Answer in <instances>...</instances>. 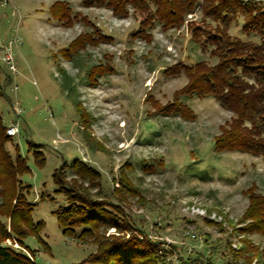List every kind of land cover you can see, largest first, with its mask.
I'll return each instance as SVG.
<instances>
[{
	"label": "rangeland",
	"instance_id": "obj_1",
	"mask_svg": "<svg viewBox=\"0 0 264 264\" xmlns=\"http://www.w3.org/2000/svg\"><path fill=\"white\" fill-rule=\"evenodd\" d=\"M83 1L0 0V93L10 98L0 96V115L8 128L18 123L15 143L7 148L13 154L17 146L31 168L21 177V198L13 199L12 205H31L33 219L44 222L38 237L24 218L17 219V237L10 231L12 219L0 187V219L12 234L3 244L38 264H95L92 254L110 246L101 245V239L133 237L151 240L160 256H175L181 249L184 258L201 252L211 264H228L220 256L211 257L204 248L206 239L230 257L244 250L251 264H263L264 234L251 226L264 218V207L256 217L249 214L256 201L264 199V159L228 149L223 142L215 145L232 130L236 114L213 98L184 95L181 100L194 118L156 110V104L171 103L188 82L182 73L166 74L167 68L218 62L210 54L212 48H202L205 36L194 38L187 25L168 31L156 25L147 31L149 38L136 37L141 17L132 10L130 17L118 18L108 8H88ZM246 1L264 5V0ZM65 10L73 18L66 25L57 20ZM201 19V11L189 16L206 30ZM243 25L239 17L230 35L257 40L242 31ZM89 34L95 43L86 41L77 54L65 55L73 42ZM100 34L112 40L99 39ZM98 65L107 72L94 82L89 70ZM5 75L12 80L6 81ZM81 114L91 119V141L83 132ZM29 141L43 145L45 164H35ZM75 160L100 171L98 184L80 180ZM65 163L61 182L76 181V189L121 208L128 231L101 228L98 237L83 241L63 236L54 212L66 205L65 195L57 191L52 175ZM121 172L134 194L115 191L121 186ZM169 264L179 262L175 258Z\"/></svg>",
	"mask_w": 264,
	"mask_h": 264
},
{
	"label": "trees",
	"instance_id": "obj_2",
	"mask_svg": "<svg viewBox=\"0 0 264 264\" xmlns=\"http://www.w3.org/2000/svg\"><path fill=\"white\" fill-rule=\"evenodd\" d=\"M83 4L88 8H108L118 18L130 17L132 10L133 13L141 17L138 29L134 31L136 37L149 38L147 31L156 25H160L164 31L180 29L187 25L194 38L197 39L204 35L206 40L202 48L204 50L212 48L210 54L218 58V62L214 65H209L205 61H199L193 65L178 63L172 68H167L164 71L166 74L182 73L187 77L188 82L176 93V97L171 103L165 106L156 104V110L164 115L178 114L188 120L194 116L181 100V96L213 98L222 108L236 114V118L232 122V130L225 132L222 140L217 139L215 145L223 142L228 149H242L264 159V5L261 2L246 0H84ZM65 11L63 15L59 17L57 15V20H62L64 25L73 19L69 10ZM198 11L202 13L200 21L205 24L206 30L197 27L195 20H189V16ZM239 17L244 20L242 31L255 36L257 40L242 41L230 35V28ZM83 20L87 24L93 25L86 17ZM97 34H99L98 31ZM100 38L112 40L111 37L102 34H100ZM86 41L95 43L90 34L83 38L79 37L70 45L71 49L69 48L66 52L68 54L65 55L71 57L72 53L77 54L76 49L79 46L81 48ZM89 72L93 78L92 81L96 82L97 76L107 72V69L98 65L91 67ZM5 79L9 82L12 80L9 75H5ZM0 96L10 101L4 92L0 93ZM78 106L77 104L76 107ZM79 117L80 122L86 127L83 131L86 140L88 138L91 141L93 138L88 131L91 119L82 114ZM16 124L18 126V123ZM7 129L8 126L4 124L3 117L0 115V187L6 198L5 209H8L12 219L13 228L10 231L19 237L20 231L16 230L13 224L17 222V219L23 220L24 218L28 228L36 231V236L41 237L40 232L44 222L33 219V207L31 205L24 207L20 201L17 202V205H12L13 199L21 198V193L18 191L20 186L23 187L21 177L28 174L31 168L27 157L20 154L17 146L13 154L7 148L8 144L15 143L14 138L18 135L19 128L18 133L14 136L8 135ZM42 148L43 145L29 141V152H33L35 164L39 166L45 164L46 161ZM39 157H41V162ZM73 166L76 168L80 180L86 181L92 186L95 183L98 184L96 179L101 174L98 169L79 160H75ZM66 167L67 163L61 168L55 169L52 175L53 181L58 185L57 191L65 195L66 205L60 206L54 212L59 226L62 228L63 236L83 241L84 239H95L104 228L107 230L114 227L117 230L128 231L129 223H125L124 212L121 208L109 205V201L104 199L105 197L95 199L84 189H76L75 186L78 183L76 181L71 185H64L61 182L60 177ZM153 167L150 164L146 165L149 171H154ZM125 175L124 172L120 173L121 186H118L119 190L115 189V191L122 189L126 193L134 194L135 190L130 187ZM263 207L264 199L256 201L249 215L256 217ZM253 222L251 227L254 228V231H261L264 234V218ZM11 237L12 234L8 232L7 226L0 219V264H38L31 260L26 253L3 244ZM19 240L21 241L20 238ZM204 243H206L204 248L210 251L211 257L220 256L228 264H251V255H245L244 250H241L243 253H234L230 257L231 253L228 254L225 249L222 250L217 245L207 244L206 239H204ZM107 244L110 246L92 254V263L169 264L175 258L179 264L212 263V259L207 258L201 252L196 253L195 257L184 258L180 252L181 249L176 251L175 256H172L173 254L171 257H166V254L160 256L149 239L142 241L134 240L133 237L127 239L114 236L101 239V245ZM173 246L176 247V245ZM173 251L172 247L171 252ZM238 255L243 258V262L237 260L239 259ZM262 259L264 261V248Z\"/></svg>",
	"mask_w": 264,
	"mask_h": 264
},
{
	"label": "built area",
	"instance_id": "obj_3",
	"mask_svg": "<svg viewBox=\"0 0 264 264\" xmlns=\"http://www.w3.org/2000/svg\"><path fill=\"white\" fill-rule=\"evenodd\" d=\"M18 133V126L12 125L7 129V134L10 136H14Z\"/></svg>",
	"mask_w": 264,
	"mask_h": 264
}]
</instances>
